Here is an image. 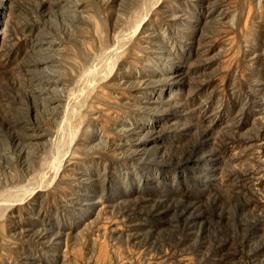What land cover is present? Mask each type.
<instances>
[{"label": "rangeland", "instance_id": "rangeland-1", "mask_svg": "<svg viewBox=\"0 0 264 264\" xmlns=\"http://www.w3.org/2000/svg\"><path fill=\"white\" fill-rule=\"evenodd\" d=\"M234 2L0 0V193L54 183L73 143L89 153L67 191L0 210V264H264V0ZM153 15L93 106L110 116L65 123L70 59L114 72L113 35Z\"/></svg>", "mask_w": 264, "mask_h": 264}, {"label": "bare ground", "instance_id": "bare-ground-1", "mask_svg": "<svg viewBox=\"0 0 264 264\" xmlns=\"http://www.w3.org/2000/svg\"><path fill=\"white\" fill-rule=\"evenodd\" d=\"M233 2H234V0H233ZM231 3L232 2H230V4ZM83 4H85V3H83ZM230 4L228 7H230V9H231V7L233 6L232 9H235V6H234V5H236L235 2H234V4L232 3L231 6H230ZM85 5H88V3ZM161 5L162 4H160L159 8L161 7ZM164 5H166V4H164ZM82 13H83V11H82ZM77 15H81V17L83 16V18H85L84 16H86L85 14H81V13H78ZM155 15H153V17L151 18L150 21L145 20V22L141 26L140 31H142V32H140V33L136 30L132 31V33H131L128 30L130 33L127 32V34L125 33L126 35L123 34L124 36H122V38H119L118 37L119 35L118 36L113 35V37L111 38V41H113V45L112 46H111V44L108 45L109 46L108 49H110V51H108L110 53H108V54L116 57L115 60L117 59L118 62L120 61V63L118 64L119 65L118 69H115L114 72H111V71H113V70H111L110 73H108V71L106 70V72L108 74L107 73L105 74L104 70H103L104 74L101 72L103 75L101 73H100L101 74L100 75L98 72L97 75L95 74V76H91L92 71L89 68L88 69L84 68L83 66L81 69V67H80L81 62H79L78 59H74V60L70 59V62H69L70 65H67V66H70L71 70L64 75H61V77L59 78V81H58L59 87L57 88L58 89L57 95H58V99H59V105L57 107V113L59 114V117L62 116L65 123L67 121V118L70 117L76 123L75 126H76V128H78V131L84 133V132H87V123H85V120H90L93 122H99L100 123L103 120H105L106 116H110L111 111L107 110L106 108L99 107V108L95 109V107H93V106L98 107L99 101L104 100L103 97L105 96L104 92H105L106 86L114 87V84L117 83L118 81H120L119 77L115 74L119 70V68H122L125 64H127V62H129L133 57H135V55L138 53V48H142L145 45L144 42H145L146 38L144 39V36H145L144 34L146 32V28H149L148 26H150ZM247 18H249V17L247 16ZM242 19H243V17L241 18V21H242ZM263 26H264V22H263ZM114 27L116 28L117 26H115V24H114ZM261 27H262V25H261ZM77 38H79L78 39L79 41L81 40V38L78 35H77ZM82 70H83V73L79 77L78 72H82ZM98 70L99 69H97L96 72ZM100 71H101V69H100ZM93 72H94V70H93ZM92 75H94V73ZM104 83H107V84L104 85ZM112 91H114V93L115 92L118 93L119 90L117 91V89L113 88ZM110 101L107 103L113 106V104L111 103L112 101L111 102ZM103 116H104V119H103ZM111 117H112V115H111ZM133 118L134 117L132 116V119ZM109 119H111V118H109ZM109 119H108V121H109ZM113 119H115V118H113ZM134 120L130 125L136 128L138 119L134 118ZM108 121L106 120L105 123H107ZM111 122H113V121H111ZM111 122H110V125H111ZM107 124L109 126V123H107ZM59 131H60V128L56 129V132H57L56 134H59ZM49 139L50 138H48L47 140H49ZM105 139H107L109 141L108 137H105ZM71 147H72L71 151L67 152V154L64 157V162H63V165L61 167V170L58 171V169H57V171H56L57 175L55 173L57 179L54 181V183L53 182L49 183L50 181L48 183L41 182L39 185L34 187V190L31 193L26 194V195L21 196V197H15V196H13V194L11 192L8 194L7 193L5 194L2 192V193H0V210H4V211L7 210V212H9L8 214L14 215L17 212L15 209H20V210L22 209L24 211V209H26L27 207L28 208L29 207L30 208L31 207H38L39 203L41 201H43L42 197H48L49 199H52L53 196L57 195L56 193H58L60 191H67L68 185L71 184L72 182H74V179L77 177V172H80L82 170L80 164L83 163V161L86 160V158L89 159V157H87L89 155V153L87 151H85L84 149H82V146L79 143H75V144L73 143L71 145ZM104 151L105 152H103V151L102 152L103 153H109V154H111V156L117 154L109 146H106V149L104 148ZM104 155L105 154H103V156ZM106 156H108V155H105V157ZM116 157H118V156H116ZM98 159H99V157H98ZM108 159H110V158H108ZM107 161H110V160H107ZM101 164H103V166H104V162L103 163L101 162ZM41 169H44V168H41ZM41 172H39V173H41ZM46 172H50V169L47 170ZM43 173H45L44 170H43ZM41 175H43V174H41ZM47 175H45V176H47ZM76 183L77 182H75V184ZM67 195H68V193H67ZM72 196L75 197L74 199H76V197H77L75 195H72ZM71 203H73L72 198H71V201L68 202V204H71ZM29 210H31V209H29ZM5 221H6L5 215H0V230H2V227H3V224ZM119 264H125V261H120Z\"/></svg>", "mask_w": 264, "mask_h": 264}]
</instances>
